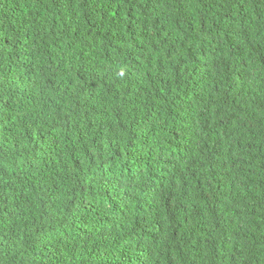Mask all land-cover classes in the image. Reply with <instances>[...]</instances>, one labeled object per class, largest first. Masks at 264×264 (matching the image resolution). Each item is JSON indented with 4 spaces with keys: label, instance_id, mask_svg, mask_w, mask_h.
I'll return each mask as SVG.
<instances>
[{
    "label": "trees",
    "instance_id": "16d2710c",
    "mask_svg": "<svg viewBox=\"0 0 264 264\" xmlns=\"http://www.w3.org/2000/svg\"><path fill=\"white\" fill-rule=\"evenodd\" d=\"M0 264H264V0H0Z\"/></svg>",
    "mask_w": 264,
    "mask_h": 264
}]
</instances>
